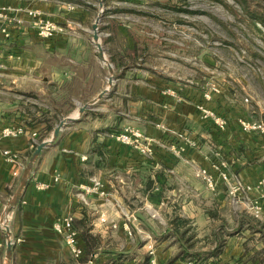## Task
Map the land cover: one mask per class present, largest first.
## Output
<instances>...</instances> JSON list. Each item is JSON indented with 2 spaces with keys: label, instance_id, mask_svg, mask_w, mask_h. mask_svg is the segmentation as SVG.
Returning a JSON list of instances; mask_svg holds the SVG:
<instances>
[{
  "label": "crops",
  "instance_id": "crops-1",
  "mask_svg": "<svg viewBox=\"0 0 264 264\" xmlns=\"http://www.w3.org/2000/svg\"><path fill=\"white\" fill-rule=\"evenodd\" d=\"M1 6L23 22L0 21L9 29L7 37L0 33V131L15 125L27 129L16 136L0 134V264H186L192 255L196 264H253L257 257L264 259V196L260 216L255 217L244 201L230 200L222 182L209 190L194 174L201 166L217 175L214 164L224 162L232 179L253 187L246 194L250 199L259 196L264 141L257 132L242 130L239 119L251 115L235 91L204 99L201 83L159 69L164 63L171 67L170 56L164 61L157 54L155 65L139 62L133 30L100 20L99 43L112 66L113 81L79 114V107L91 102L110 76L93 40L89 1L0 0ZM27 9L40 10L64 25L65 32L40 39ZM31 102L38 105L32 120L21 108ZM198 103L226 116V125L203 118ZM53 110H66L64 117L76 119L65 122L56 139L41 149L20 199L11 205L34 139L40 140L45 125L38 112ZM127 124L157 140L152 154H141L113 138ZM173 132L195 144L173 151L169 145L182 142ZM3 149L15 160L8 161ZM93 177L102 181L106 195L82 198L83 186ZM143 204L145 209L156 208L158 217L144 214ZM125 212L137 218L131 222V234L123 225ZM66 215L72 216L83 248L77 259L52 226ZM5 226L11 241L9 261Z\"/></svg>",
  "mask_w": 264,
  "mask_h": 264
},
{
  "label": "rangeland",
  "instance_id": "rangeland-1",
  "mask_svg": "<svg viewBox=\"0 0 264 264\" xmlns=\"http://www.w3.org/2000/svg\"><path fill=\"white\" fill-rule=\"evenodd\" d=\"M87 1L93 10L91 20L101 9L105 11L100 13V20L124 24L133 30L142 56L139 62L155 65L158 55L164 61L168 55L171 67L164 63L159 69L191 80L192 84L201 83L206 100L214 93L235 91L239 104L251 115L240 118L239 124L242 120L264 122V0H101L102 8L99 0ZM18 93L23 100V94ZM21 108L31 120L37 118V104H21ZM206 108L226 121L223 126L218 125L223 128L227 117ZM38 113L43 114L39 121L56 122V126L69 112ZM142 210L146 215L159 213L154 207L145 209L144 204Z\"/></svg>",
  "mask_w": 264,
  "mask_h": 264
},
{
  "label": "built area",
  "instance_id": "built-area-1",
  "mask_svg": "<svg viewBox=\"0 0 264 264\" xmlns=\"http://www.w3.org/2000/svg\"><path fill=\"white\" fill-rule=\"evenodd\" d=\"M87 1V0H85ZM68 8H73L72 4H68ZM12 11L9 7L1 6L0 7V21L3 23L15 22L21 24L23 22L22 18H12L8 15V13ZM27 16L31 18V27L37 37L40 39H51L55 34L64 33L65 26L42 15L40 10L37 9H27L25 10ZM0 33L4 36L9 35L8 25L1 24L0 25ZM208 97V94H206ZM197 110L202 114L204 117H210L214 123L219 126H223L225 124V120L217 115L214 114L213 111L206 108V106L202 104L196 105ZM163 130H168L163 124H156ZM241 128L244 131H255L257 132L262 140L264 141V122L263 121H252V120H242L241 121ZM27 127L24 125H15V126H7L1 129L0 134L4 137L16 136L22 134L26 131ZM176 137H179L182 142L181 144H170L169 148L173 151L179 152L183 149V146L190 144L194 145V140H191L186 135L182 133L173 132ZM30 135L33 138H36L37 133L35 131L30 132ZM113 138L117 141L128 145L144 155H150L154 151V146L156 145L157 140L147 134H144L140 129L137 127L127 124L121 128V130L114 132L112 134ZM34 142L37 143L36 139ZM158 143V142H157ZM2 154L6 157L8 161L15 160V155L10 152L8 149H3ZM224 162H219L214 164V168L217 171V175H213L204 167H197L195 170V175L201 178L206 186L209 189H215L217 182H222L225 190L227 191V195L229 196L230 200L234 203L239 201H244L249 209H251L252 214L255 217L260 216L261 213V204L260 199L264 196V180L259 182V189L258 193L259 196L250 199L247 196V192H249L253 187L250 184H244L240 180L232 179L228 173L224 169ZM57 176H55V180ZM42 185V184H40ZM84 194H97L100 196L106 195V190L102 181L96 177L91 179L89 184H85L83 186V192L80 193L81 197L83 198ZM136 216L133 212H125V220L123 222L124 227L128 234H131V222L136 220ZM53 229L62 235L65 244L68 247L70 254L75 258H80L83 254V248L78 243L77 231L73 226V218L70 215L62 216L57 218L53 222ZM113 226H115L113 224ZM148 253H153V247L149 246ZM186 264H196L193 260L189 259Z\"/></svg>",
  "mask_w": 264,
  "mask_h": 264
},
{
  "label": "water",
  "instance_id": "water-1",
  "mask_svg": "<svg viewBox=\"0 0 264 264\" xmlns=\"http://www.w3.org/2000/svg\"><path fill=\"white\" fill-rule=\"evenodd\" d=\"M99 6H100V8H102L101 0H99ZM101 12H102V10L100 9L99 13L97 14V16L95 17V19H94V21L92 23L93 40L96 41V45H97V48H98L99 55L107 63V66H108L109 71H110V76L108 77V80H107V82H108L107 86L103 90H101V92H99L98 95L91 102L85 103V104H83L82 106L79 107V109H78L79 114H81L84 111V109L88 105H90L92 102H94L97 99L101 98L107 92V90L109 89V87L111 86L112 81H113V69H112V66H111L110 62H108L105 59L103 50H102L101 45L99 43L98 23H99V20H100V13ZM73 119H76V117L72 116V115H67V116L63 117L61 120H59V122L56 124V126L52 129L49 137L43 138L41 141H39L36 144V146L34 147L33 151L31 152V154H30V156H29V158H28V160H27V162H26V164L24 166V169H23V172H22L21 182H20L16 192L14 193V195L12 197L11 205H15L18 202V200L20 199L22 189L25 186V184H26V182H27V180H28V178L30 176L33 164H34L37 156L39 155L41 149L44 146L52 143L56 139V137L58 136L59 130L61 129V127L63 126V124L65 122H67L69 120H73ZM5 229H6V234H7L6 258L9 261L10 256H11V241H10V238H9L8 226H5Z\"/></svg>",
  "mask_w": 264,
  "mask_h": 264
},
{
  "label": "trees",
  "instance_id": "trees-1",
  "mask_svg": "<svg viewBox=\"0 0 264 264\" xmlns=\"http://www.w3.org/2000/svg\"><path fill=\"white\" fill-rule=\"evenodd\" d=\"M243 3V2H242ZM55 123L56 122H54V123H47V124H45L40 130L41 131H44L43 132V134L41 133V135H40V140L44 137V136H46L50 131H52V129L55 127ZM36 146V144H34V147ZM83 236L85 237V235L83 234ZM196 255H192L191 257H189L191 260H193L195 263H197L195 260H197L196 259V257H195ZM257 260V261H256ZM256 260H254V263L253 264H264V259H263V256H261V258H258L257 257V259Z\"/></svg>",
  "mask_w": 264,
  "mask_h": 264
}]
</instances>
